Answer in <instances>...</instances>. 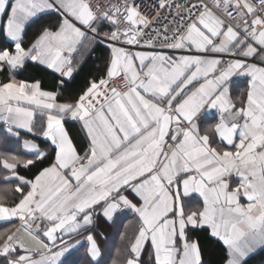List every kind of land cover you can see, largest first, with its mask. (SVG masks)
Instances as JSON below:
<instances>
[{"label":"snow or ice","instance_id":"snow-or-ice-1","mask_svg":"<svg viewBox=\"0 0 264 264\" xmlns=\"http://www.w3.org/2000/svg\"><path fill=\"white\" fill-rule=\"evenodd\" d=\"M99 46L103 70L65 96ZM30 62L58 86L17 79ZM0 72L22 149L0 151V264H109L98 219L121 264H206L196 229L222 264L264 248V0H0Z\"/></svg>","mask_w":264,"mask_h":264},{"label":"trees","instance_id":"trees-1","mask_svg":"<svg viewBox=\"0 0 264 264\" xmlns=\"http://www.w3.org/2000/svg\"><path fill=\"white\" fill-rule=\"evenodd\" d=\"M28 38H31V31L29 32ZM97 56L98 58H95L89 63H86L83 69H81V73L76 76L69 84H67L68 87H71L72 89L76 90L83 83H85L84 81L89 76H94L98 73L99 68H101V65L103 63L102 60L105 57V49L101 47L100 50L97 52ZM96 61L98 62V67H96L95 64ZM43 74H47V72L32 63L27 64L24 69L19 71V76L21 78L29 80L42 77ZM36 142L41 143L39 139H37ZM41 147H47V145L41 144ZM4 150H10L12 152L22 151L19 141L9 139L6 133L0 130V151ZM130 215L131 213L128 214V216ZM5 227H9V225L0 223V230H3ZM130 230L131 228L129 229L128 227L127 231ZM110 234L111 235H104L102 240V242L107 241V243L103 244V250H105L106 259L109 260V264H111L112 260H115L116 264H121V261L124 258L122 251L125 247L126 242L121 239L119 231ZM192 238L200 241L201 247L203 249V258L206 261V264H222L224 253L222 246L218 242L210 239L207 233L198 229L192 231ZM73 259L76 260V264H84V257L82 252L77 254V256L73 257ZM143 259L145 261V264H149L150 257L147 252L144 253ZM246 264H264V248L248 257Z\"/></svg>","mask_w":264,"mask_h":264},{"label":"crops","instance_id":"crops-1","mask_svg":"<svg viewBox=\"0 0 264 264\" xmlns=\"http://www.w3.org/2000/svg\"><path fill=\"white\" fill-rule=\"evenodd\" d=\"M102 46H99V47H97L94 51H92L90 54H88L85 58H84V60H83V63L81 64V66H80V70H79V74L81 73V69H83V67L86 65V63H89L91 60H93V59H95V58H98V56H97V52L100 50V48H101ZM103 48V47H102ZM106 55H107V52H106V50H105V57H106ZM105 57L103 58V60H102V65H101V68H99V71H98V73L96 74V75H99L100 74V71H102L103 70V68H104V63H105ZM77 59L79 60L80 59V57H77ZM31 63V62H30ZM33 64V63H32ZM96 67H98V62L96 61ZM36 65V64H35ZM38 67H40V68H42V69H44L43 68V66H40V65H37ZM19 71L20 70H17V72L15 73V75H16V77H17V79H24V78H21L20 76H19ZM44 71H46L47 72V74H43V76L42 77H39V78H34V79H31V80H40L41 81V83H42V87L44 88V89H46V90H53V89H55L57 86H58V84H59V81H58V79H57V76H56V74H53L50 70H46V69H44ZM78 74V75H79ZM78 75H75V77L76 76H78ZM5 76H6V73H4V72H0V80H3V79H5ZM90 77V76H89ZM237 83H236V85H234L233 87H232V94L234 95V96H237V95H239L241 92H243L244 90H245V88H246V78L245 77H235V78H233ZM24 80H29V79H24ZM73 80V79H72ZM71 80V81H72ZM70 81V82H71ZM86 81V80H85ZM84 81V82H85ZM69 81H65V83H64V85H63V88H61L60 90L61 91H63L64 92V95L65 96H69V95H74L76 92H78L83 86H84V84L85 83H83L80 87H78L76 90H74V89H72L71 87H68L67 86V84H69L70 83ZM39 116H37L36 117V122H37V125H39ZM68 127H70V129H71V134L73 135V137H74V140H75V142L78 144V145H80L81 143H82V141H81V134L79 133V130H78V126L77 127H75V128H73L71 125H68ZM5 129H6V125L5 124H3V123H0V130H2L3 132H5ZM6 133V132H5ZM38 143V142H37ZM19 144H20V147H21V141H19ZM132 215V214H131ZM131 215L130 216H128V222H129V225H128V227H129V229L132 227V222H133V217H131ZM95 227H96V231L98 232V233H100L101 234V238H102V240H103V237H104V235H111L110 233H113V232H117L118 230L116 229V228H113V227H110L109 225H107L104 221H103V219H98L97 220V222H96V224H95ZM121 229H124L123 228V226H121ZM126 230H128V229H126ZM111 238V237H110ZM105 243H107V241H104V242H102V249H103V244H105ZM262 248H260V247H257V249L254 251V252H252L250 255H249V257L251 256V255H253V254H255V253H257L259 250H261Z\"/></svg>","mask_w":264,"mask_h":264},{"label":"built area","instance_id":"built-area-1","mask_svg":"<svg viewBox=\"0 0 264 264\" xmlns=\"http://www.w3.org/2000/svg\"><path fill=\"white\" fill-rule=\"evenodd\" d=\"M175 2L183 6L187 3V0H175Z\"/></svg>","mask_w":264,"mask_h":264}]
</instances>
